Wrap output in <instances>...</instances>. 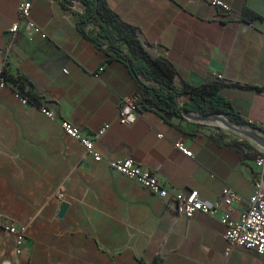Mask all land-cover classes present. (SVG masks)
<instances>
[{"label": "crops", "instance_id": "1", "mask_svg": "<svg viewBox=\"0 0 264 264\" xmlns=\"http://www.w3.org/2000/svg\"><path fill=\"white\" fill-rule=\"evenodd\" d=\"M21 1L0 0V59L8 55V74L45 96L56 120L21 102L12 85L0 90V264H138L159 252L163 264H264V256L245 248L227 254L221 220L184 216L172 200L96 160L60 126L67 119L91 135L108 124L97 149L133 158L171 192L195 189L214 205L225 187L234 188L240 198L230 216L238 218L254 191V160L264 151V0H222L229 12L203 0H107L173 64L176 85L223 81V95L249 122L238 127L252 135L142 104L135 123H121L122 99L139 89L138 80L107 44L85 37L82 3L26 0L48 37H29L21 24L10 42ZM246 7L260 16L244 20ZM86 30L96 34L98 22ZM63 202L68 209L60 217ZM9 227L23 230L19 246Z\"/></svg>", "mask_w": 264, "mask_h": 264}, {"label": "built area", "instance_id": "2", "mask_svg": "<svg viewBox=\"0 0 264 264\" xmlns=\"http://www.w3.org/2000/svg\"><path fill=\"white\" fill-rule=\"evenodd\" d=\"M73 1H77V4H81L80 0ZM203 1H206L211 6L222 9L225 12L231 10L229 4L222 0ZM31 7L32 3L30 1L23 0L19 3L17 10L18 18L9 28L10 42L16 38L20 31L21 24H23L24 30L29 37H33L36 34H39L43 38L48 37L47 33L30 18ZM7 61L8 55L2 54L0 59V90L11 85L5 77ZM17 94L21 102L27 105L32 104L27 97L22 96L18 91ZM142 97L143 90L139 88L131 95L122 99L118 111V119L121 123L133 124L137 121L140 114ZM39 108L48 118L56 120V113L52 108L45 105ZM60 126L64 134L78 140L83 145L86 152L92 155L96 160L105 159L113 170L134 179L151 192L168 200H172L177 204L178 210L184 216L190 218L196 213H204L221 220V222L226 225L224 237L226 240L227 254L235 248L241 247L264 256V151L254 160V191L249 198V205L238 218H233L230 214L234 211V203L240 198L238 192L234 188L225 187L222 190L221 202L214 205L204 202L200 197L199 191L195 189L171 192L152 170L143 168L133 158L107 157L97 149L96 142L106 133L109 128L108 124L102 126L91 135L86 134L80 126L67 119L61 120ZM217 128L220 129L223 127L217 125ZM177 147L185 154L193 156V152L187 149L182 142L177 143ZM223 211L227 213L222 214ZM9 230L16 235V241L19 246L24 239L23 230H16V228L13 227H9Z\"/></svg>", "mask_w": 264, "mask_h": 264}, {"label": "trees", "instance_id": "3", "mask_svg": "<svg viewBox=\"0 0 264 264\" xmlns=\"http://www.w3.org/2000/svg\"><path fill=\"white\" fill-rule=\"evenodd\" d=\"M85 12L79 16L82 24V32L85 37L95 45L107 44L106 50L128 63L130 69L138 80L139 88L143 90L141 104L147 109H157L164 113L183 116L184 112H200L202 114H222L233 125L243 126L249 122L237 111L229 98L222 93L224 86L220 79L208 81L200 85H193L186 81L176 85L174 75L176 73L173 64L160 55L154 44L143 35L142 30L135 25L124 21L119 14L108 4L107 0H80ZM68 0H62L63 7H67ZM260 15L250 8L243 10V19L250 21ZM98 22L99 30L92 34L86 30L89 23ZM122 44L128 46V51L122 49ZM5 77L9 83L30 103L41 107L45 105V96L35 90L27 89L23 80L15 79L5 69ZM143 77L149 83L143 82ZM180 102V99L183 98ZM222 135H210V139L219 144ZM229 145L240 147L239 142H230ZM138 264H163L162 253L147 262L139 259Z\"/></svg>", "mask_w": 264, "mask_h": 264}, {"label": "water", "instance_id": "4", "mask_svg": "<svg viewBox=\"0 0 264 264\" xmlns=\"http://www.w3.org/2000/svg\"><path fill=\"white\" fill-rule=\"evenodd\" d=\"M79 27H82V24H79ZM9 34V32L7 33V35ZM184 115L188 118L191 119H195V120H200V121H208V120H214L213 122H222L224 123L228 128L243 133V134H248V135H252L251 133H249L246 130L241 129L238 126L233 125L228 118H226L224 115L222 114H217V113H211V114H206V115H196L194 113L191 112H184ZM219 127L221 126L220 124H216ZM68 209V203L63 202L61 204L60 207V212H59V216L62 217L64 215V213L66 212V210Z\"/></svg>", "mask_w": 264, "mask_h": 264}, {"label": "rangeland", "instance_id": "5", "mask_svg": "<svg viewBox=\"0 0 264 264\" xmlns=\"http://www.w3.org/2000/svg\"><path fill=\"white\" fill-rule=\"evenodd\" d=\"M122 47H124V48H126V49L128 50V46H127L126 44H122ZM143 82H145V83H149L150 81L147 80L145 77H143ZM183 99H184V97L180 99V102H182ZM194 114H196V115H205V114H202V113H200V112H194ZM209 114H211V113H209ZM208 121L213 122L214 120H208ZM222 127H223V126H222ZM223 128H225V130H227V129H226L227 127H223ZM223 128H220V129H223ZM228 132H234V131L230 130V131H228ZM232 134H234V133H232Z\"/></svg>", "mask_w": 264, "mask_h": 264}]
</instances>
